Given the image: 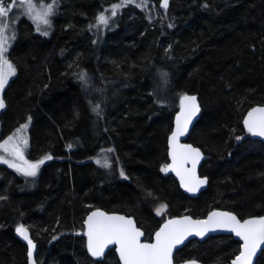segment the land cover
<instances>
[{
	"label": "trees",
	"instance_id": "16d2710c",
	"mask_svg": "<svg viewBox=\"0 0 264 264\" xmlns=\"http://www.w3.org/2000/svg\"><path fill=\"white\" fill-rule=\"evenodd\" d=\"M112 5H121L115 17ZM101 12L107 26L97 25ZM8 58L17 71L2 92L0 140L28 124L26 158H53L33 188L0 163V264H28L20 224L38 264H120L114 248L101 257L87 250L84 221L97 209L132 216L147 241L183 214H264V144L241 126L247 110L264 105V0H58L50 35L20 19ZM182 93L201 106L188 135L207 157L208 186L197 197L162 171ZM102 157L109 167L96 162ZM238 248L232 236H210L186 243L174 262L227 264Z\"/></svg>",
	"mask_w": 264,
	"mask_h": 264
},
{
	"label": "snow or ice",
	"instance_id": "6c2138e0",
	"mask_svg": "<svg viewBox=\"0 0 264 264\" xmlns=\"http://www.w3.org/2000/svg\"><path fill=\"white\" fill-rule=\"evenodd\" d=\"M124 3H131L133 0H123ZM169 0H161L163 7L168 6ZM144 0H141V4ZM58 0H13V3L4 5L0 0V90L5 88L11 76L15 75L17 69L8 58V49L11 42L16 38L14 27L5 18L15 8L20 10L22 15H26L35 25L36 31L47 36L48 29L51 28V17L55 14ZM121 5H112L111 16L117 15L116 9ZM141 6V5H137ZM207 6V5H205ZM97 25L107 26L110 17L103 12L97 16ZM169 27H172L169 24ZM9 33H11L9 35ZM167 73H161L162 78L167 80ZM77 79L85 90L90 87V77L86 72L81 71ZM180 111L175 118V127L168 137V155L172 159V164L166 165L162 171L172 168L180 177L181 186L189 192H196L201 185L207 182V177L203 179L197 176L196 166L202 159V152L192 144H181L180 137L188 132L189 124L199 113L200 107L196 96L187 94L180 95ZM160 102V101H158ZM5 101L0 97V109L5 108ZM99 105L93 107L94 112H98ZM31 120V117H29ZM244 127L252 136L264 138V107H253L244 118ZM28 124H22L15 130L13 135L0 141V162L7 164L8 167L15 169L17 173L25 177H36L41 165L53 157L45 155L41 159L31 161L26 159L24 149L28 145L27 138L22 134ZM236 139L243 138L237 136ZM71 147V145H69ZM103 151V150H102ZM107 151L111 152L112 149ZM6 154V155H5ZM98 164L103 162L104 167H109L110 162L106 157L97 159ZM191 163V168L184 167ZM125 176L123 170L120 173ZM127 178V177H125ZM0 199H5L0 197ZM157 209L159 215L163 208ZM87 226L85 235L87 236V250L92 257H101L105 254L108 245H116L119 253L120 264H174V249L183 244L185 239L195 234L204 237L209 231L225 229L239 237V254L231 261V264H261L264 259V215L251 216L246 219H238L232 212L214 210L208 213L206 219H193L185 215L171 218L165 221L154 234V241L142 242L141 237L144 233L131 217L118 214H108L99 209L89 213L84 221ZM16 232L27 241V255L29 264H35L33 250L36 245L29 237V230L23 224L17 225ZM56 239V237H53ZM259 250V251H258ZM186 264H196L195 261Z\"/></svg>",
	"mask_w": 264,
	"mask_h": 264
},
{
	"label": "water",
	"instance_id": "95a60500",
	"mask_svg": "<svg viewBox=\"0 0 264 264\" xmlns=\"http://www.w3.org/2000/svg\"><path fill=\"white\" fill-rule=\"evenodd\" d=\"M187 95H189V96H196V97H197V103H198V105H199V107H200V111H199V113H197V115L193 118L192 122L189 124L188 132L185 133L184 136L180 137V143H181V144H190V143L186 142V140L188 139V135H189V133H190V131H191V129H192L194 123L199 119L200 114H201V106H200V103H199V100H198V96H197L196 94H187ZM253 107H264V105H255V106H253ZM253 107H252V108H253ZM250 110H251V108L245 112V114H244V116H243V118H242V127H243L245 130H246V128L244 127V123H243V121H244L245 116L247 115V113H248ZM179 111H180V100H179V104H178L177 111H176V113L174 114V117H173V122H172V129H171V131H172L173 128L175 127V118H176V114H177V112H179ZM170 134H171V132H170ZM170 134H169V135H170ZM169 135H168V137H169ZM250 135H251V134H250ZM251 137H252V139H254V140H259V141H261V142L264 143V138H261V137H259V136H252V135H251ZM200 150H201V149H200ZM168 151H169V145H168V138H167V165H170V164H172V159H171V157L168 155ZM201 152H202V151H201ZM204 159H206V156H205V155L203 154V152H202V159L200 160V162H199V163L197 164V166H196V174H197V176H199V177L202 178V179H203L205 176H200V175H199V169H200V166H201V164H202V162H203ZM184 167H186V168H191L192 165H191V163H188V164H186ZM167 174H168V175H171V176L174 178V180L178 183V185H179L180 190L182 191V193H184L185 195H187V196H189V197H197V196L200 194V192H202L203 190H205L206 187L208 186V178H207V182H206L205 184L201 185L200 188H199L196 192H189L185 187H182V186H181L180 177L177 176L176 171H174L172 168H168V170H167ZM214 210L231 212V211H228V210H224V209H219V208H217V209H211V210H209V211H208L203 217H192V216H191V217H192L193 219H201V220H202V219H206L207 216H208V213L211 212V211H214ZM103 212H105V211H103ZM106 213H108V214H118V215H123V216H126V217H131V218L134 220V222L136 223V220H135L132 216H127V215L122 214V213H120V212H106ZM232 213L235 214L234 212H232ZM185 215H187V214L179 215V216H176V217H181V216H185ZM235 215H236V214H235ZM263 215H264V214H263ZM188 216H190V215H188ZM236 216H237V215H236ZM259 216H260V215H259ZM174 218H175V217H174ZM248 218H249V217H248ZM238 219H239V218H238ZM164 223H165V222H164ZM164 223H162V224H164ZM162 224H161V225H162ZM161 225H160V226H161ZM136 226H137V223H136ZM160 226H159V227H160ZM137 227H138V226H137ZM159 227L155 230V232L159 229ZM86 231H87V226H86ZM141 231L143 232L142 229H141ZM155 232L153 233V235H152V240L149 241V243H151V242L154 241V234H155ZM143 233H144V232H143ZM220 234H223V235H231V236H233L236 240H238L240 243L242 242V241H240L239 237H236V236H235L234 233H232V232H230V231H228V230H225V229H217V230H214V231H209L208 233L205 234L204 237L196 236L195 234L188 236V237L185 239V241L183 242V244L178 245L177 248L174 249V254L176 253V251H177L178 249H180L182 246H184V245H185L186 243H188L189 241L196 240V241H200V242H201V241H204V239L206 240V239L209 238L210 236H216V235H220ZM18 237H19V239L21 240V242L24 243V244L26 245V247H27V241H25V240L23 239V237H21L19 234H18ZM29 237L31 238L30 233H29ZM31 239H32V238H31ZM143 239H144V235L141 237V240H142V242H147V241H144ZM33 243L35 244L34 241H33ZM35 245H36V244H35ZM262 247H264V245H262ZM108 248H114L115 254H116V256H117V258H118V261H119V263H120V260H119V253L116 251V245H114V244H110V245L107 246L106 249H108ZM27 251H28V249H27ZM35 251H36V248L33 250V259H34V261H35V257H34V256H35ZM258 251H259V250H258ZM238 254H239V253H238ZM238 254H237V255H238ZM27 258H28V255H27ZM233 259H234V258H233ZM233 259H232V260H233ZM232 260H231V261H232ZM189 261H195L196 264H202V263L198 262L197 260H186V261H183V262H180V263H175V262H174V264H186V262H189ZM231 261H230V263H228V264H231ZM28 264H29V259H28ZM35 264H38V263L35 261ZM254 264H255V258H254Z\"/></svg>",
	"mask_w": 264,
	"mask_h": 264
},
{
	"label": "rangeland",
	"instance_id": "374dc122",
	"mask_svg": "<svg viewBox=\"0 0 264 264\" xmlns=\"http://www.w3.org/2000/svg\"><path fill=\"white\" fill-rule=\"evenodd\" d=\"M39 2V0H37V3ZM46 2H51V0H46ZM4 3V5L5 6H7L8 4H10V3H13V0H10V2H8V3H5V2H3ZM17 3H18V0H17ZM57 10H58V6H57ZM57 10H56V12H55V14L51 17V20H52V25H51V28L50 29H48V32H49V34L48 35H50V33H51V31H52V27H53V22H54V18H55V16L57 15ZM22 18H25V19H27L32 25H33V27H34V29L36 30V27H35V25L33 24V22L26 16V15H22L21 14V12H20V10H18V9H13L11 12H10V14H9V16L8 17H6L5 19L8 21V22H10L11 24H12V26L14 27V29H15V32H16V29H17V24H18V21L20 20V19H22ZM11 33H9V35H10ZM47 35V36H48ZM13 42L14 41H12L11 42V45H10V47H9V49H8V52H9V50H10V48H11V46H12V44H13ZM11 78V77H10ZM9 78V79H10ZM9 81V80H8ZM6 86V85H5ZM2 92H3V89L2 90H0V97H2ZM14 133V132H13ZM26 138L28 137V134H27V132H26V130L22 133ZM26 134V135H25ZM11 135H13V134H11ZM9 136H10V134H9ZM8 137V136H7ZM7 137H5L4 139H2V140H0V141H3V140H5ZM27 140H28V138H27ZM72 146L71 147H67V150L68 151H70V150H72ZM24 151H25V154H26V151H27V147L24 149ZM6 155V154H5ZM26 157V156H25ZM27 159V158H26ZM0 163H2V162H0ZM2 164H4V163H2ZM167 165V164H166ZM13 169V168H12ZM15 170V169H14ZM22 175V174H21ZM23 177H25V176H23ZM37 177V176H36ZM36 177H29L30 179H29V186L30 187H34L35 186V180H36ZM26 178V177H25ZM157 209H159V208H157ZM157 209L155 210V212H156V214H157ZM163 210H164V208H163ZM162 210V211H163ZM162 211H161V213H162ZM160 213V214H161ZM158 215V214H157Z\"/></svg>",
	"mask_w": 264,
	"mask_h": 264
},
{
	"label": "flooded vegetation",
	"instance_id": "af4514ba",
	"mask_svg": "<svg viewBox=\"0 0 264 264\" xmlns=\"http://www.w3.org/2000/svg\"><path fill=\"white\" fill-rule=\"evenodd\" d=\"M243 118V117H242ZM241 126H242V119H241ZM243 128V127H242ZM243 130L245 131V132H247V130H245L244 128H243ZM248 133V132H247ZM249 134V137L252 139V137H251V135H250V133H248ZM168 138V137H167ZM252 140H254V139H252ZM254 141H259V140H254ZM186 142H188V139L186 140ZM259 142H261V141H259ZM189 143V142H188ZM261 143H263V142H261ZM191 144V143H190ZM264 144V143H263ZM194 146V145H193ZM194 147H196V146H194ZM200 149V148H199ZM202 151V150H201ZM203 152V151H202ZM203 154H204V152H203ZM205 155V154H204ZM206 156V155H205ZM207 158V157H206ZM205 160V159H204ZM203 160V161H204ZM203 163V162H202ZM166 164H167V162H166ZM166 164H165V166H166ZM201 167V166H200ZM199 175H200V169H199ZM200 176H202V175H200ZM173 178V177H172ZM178 184V183H177ZM180 188V187H179ZM263 215V214H262ZM251 216H259V215H251ZM251 216H244V217H239V216H237L239 219H241V220H243V219H246V218H248V217H251ZM155 232V231H154ZM153 235V234H152ZM220 235H222V234H220ZM229 236H231V235H229ZM233 237V236H232ZM144 238H145V235H144ZM234 238V237H233ZM144 241H147V240H145V239H143ZM152 240V236H151V239L149 240V241H151ZM234 240H236L235 238H234ZM149 241H147V242H149ZM193 241H196V240H193ZM236 241H238V240H236ZM190 242V241H189ZM239 242V241H238ZM239 244H240V242H239ZM239 253V248H238V252L236 253V255ZM235 255V256H236ZM235 256L233 257V258H235ZM232 258V259H233ZM231 259V260H232ZM231 260H229V262L228 263H230V261ZM181 262H183V261H181ZM177 263H180V262H177ZM227 263V264H228Z\"/></svg>",
	"mask_w": 264,
	"mask_h": 264
},
{
	"label": "bare ground",
	"instance_id": "6f19581e",
	"mask_svg": "<svg viewBox=\"0 0 264 264\" xmlns=\"http://www.w3.org/2000/svg\"><path fill=\"white\" fill-rule=\"evenodd\" d=\"M252 108V107H251ZM205 240V239H204Z\"/></svg>",
	"mask_w": 264,
	"mask_h": 264
}]
</instances>
